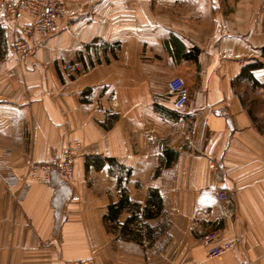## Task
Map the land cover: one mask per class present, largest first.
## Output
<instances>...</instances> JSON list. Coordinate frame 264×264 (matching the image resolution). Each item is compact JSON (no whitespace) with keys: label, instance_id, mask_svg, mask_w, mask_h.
<instances>
[{"label":"crops","instance_id":"obj_1","mask_svg":"<svg viewBox=\"0 0 264 264\" xmlns=\"http://www.w3.org/2000/svg\"><path fill=\"white\" fill-rule=\"evenodd\" d=\"M68 10L23 64L0 24V173L54 163L75 139L82 148L70 182L0 180V264H264V134L237 92L264 88V67L249 68L264 57V0H70ZM71 62L85 73L69 75ZM175 76L191 93L182 111L167 90ZM220 189L234 196L232 225ZM123 192L141 209L131 233L130 209L105 220ZM211 230L236 238L234 251L209 257Z\"/></svg>","mask_w":264,"mask_h":264},{"label":"built area","instance_id":"obj_2","mask_svg":"<svg viewBox=\"0 0 264 264\" xmlns=\"http://www.w3.org/2000/svg\"><path fill=\"white\" fill-rule=\"evenodd\" d=\"M70 0H0V24L11 28V51L18 64L27 62L38 46L46 41L57 30V23L67 19ZM69 74H78L84 70L81 63L71 62L64 65ZM168 93L173 97L172 108L176 111L185 109L190 92L184 79L172 77L167 86ZM81 150L80 140H74L54 163L31 162L25 176L17 174L2 176V182L9 188L16 187L19 183L45 184L51 181L57 173L63 181L72 179L74 156ZM217 206L223 218L232 220L236 215L237 207L234 196L227 190L220 189L216 192ZM201 244L207 248L211 258L234 251L237 239H221L215 231L205 234ZM74 264H93L90 261H76Z\"/></svg>","mask_w":264,"mask_h":264},{"label":"rangeland","instance_id":"obj_3","mask_svg":"<svg viewBox=\"0 0 264 264\" xmlns=\"http://www.w3.org/2000/svg\"><path fill=\"white\" fill-rule=\"evenodd\" d=\"M255 61L257 63L262 61V63H263L264 62V57H261L260 60L258 59V60H255ZM85 71H86V68L84 67V70L81 71L78 74H72V73L69 74L68 72L67 73L69 75H81V74H84ZM237 92H239L240 98L243 101V103L245 104V106H248V108L250 109L251 113L253 115L254 114L256 115V120H257L258 128H259V130H261V133L264 134V88H259V87L257 88L255 85H249L247 83L241 82L240 85L237 88ZM73 142H74V140H73ZM73 142H72V144H73ZM81 150H82V148H81ZM81 150H79V151L76 152V154L74 156V160L78 156L79 152H81ZM31 162H34V161H31L30 160V162L26 163L25 168H24L25 169V172L23 174H18V173H14V172H10L8 174H3V173L1 174L0 173V180H1V182H2L1 177L2 176H5V175L7 176V175H11V174H17V175L22 176V177L25 176L28 173V170H29L28 168L31 165ZM22 184H24V183L21 182L18 185H22ZM16 187H14V188H16ZM14 188H9V189L12 190ZM237 213H238V210H237L236 215L233 217L232 220H227V221H229V223L231 225L233 223H235V219H236ZM212 231H215V230H211L209 232H212ZM209 232H207V233H209ZM90 260H92V263L93 264H98L97 263V260H95L94 258H91ZM90 260H76V261H90ZM76 261L72 262L71 264H74Z\"/></svg>","mask_w":264,"mask_h":264},{"label":"trees","instance_id":"obj_4","mask_svg":"<svg viewBox=\"0 0 264 264\" xmlns=\"http://www.w3.org/2000/svg\"><path fill=\"white\" fill-rule=\"evenodd\" d=\"M194 50H195V52H197L196 49H194ZM197 55H198V53H196L195 56L192 57L191 54L190 55L189 54H186V55H184V57L185 58L186 57L187 58H191L192 57V58L196 59ZM262 56H264V47L262 49ZM263 67H264V64L262 62H258L256 64H251V66L249 68H251V71H252V70H255V69H258V68H263ZM245 77H247L249 79L252 78V81L254 82V84L257 85L256 81L254 80V78L252 77V75L250 77V75L248 74L247 70L245 72ZM122 195L123 196H122L121 200L118 202V204H116V205H110L109 206V208H108L109 212L105 216V220L107 222H108V220L111 221V222L116 221L118 219V216L121 213V211L123 209H125V208H128L131 211H133V216L131 218L127 219V221L125 223L126 225L123 227V229L126 232L128 231L127 233H131L130 230H129V224L130 223H133V222L134 223L137 222L136 219H137L138 216L136 214H137V212L141 211V209H140V206L139 205L134 204V203H131L129 201L128 196L125 195V192H123ZM151 203H154V205L159 206V203H160L159 194H157L155 191H151L150 192V198L148 200V204L151 205ZM144 212H145V217L146 218L153 216V214L151 213L152 211L149 209V207L145 208Z\"/></svg>","mask_w":264,"mask_h":264}]
</instances>
